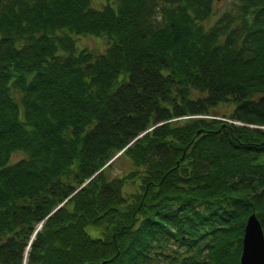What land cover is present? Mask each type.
I'll return each mask as SVG.
<instances>
[{
  "label": "trees",
  "instance_id": "trees-1",
  "mask_svg": "<svg viewBox=\"0 0 264 264\" xmlns=\"http://www.w3.org/2000/svg\"><path fill=\"white\" fill-rule=\"evenodd\" d=\"M251 213L264 0H0V264H240Z\"/></svg>",
  "mask_w": 264,
  "mask_h": 264
},
{
  "label": "water",
  "instance_id": "water-1",
  "mask_svg": "<svg viewBox=\"0 0 264 264\" xmlns=\"http://www.w3.org/2000/svg\"><path fill=\"white\" fill-rule=\"evenodd\" d=\"M40 224H38L35 231L39 228ZM33 236L34 234L31 236V239ZM29 246L30 242L26 248L25 258ZM240 264H264V232L255 213H251L248 216L244 226Z\"/></svg>",
  "mask_w": 264,
  "mask_h": 264
},
{
  "label": "rangeland",
  "instance_id": "rangeland-1",
  "mask_svg": "<svg viewBox=\"0 0 264 264\" xmlns=\"http://www.w3.org/2000/svg\"><path fill=\"white\" fill-rule=\"evenodd\" d=\"M91 1H92V4L97 7H101L105 2H107V0H91ZM227 1L228 0H215V8L222 9L225 6ZM76 38H77V42L79 46H88V47H95V48L103 49L106 44L105 38L98 37V36L79 35ZM231 109H232V105L228 103H223V104L218 105L216 107L215 112H211L213 114H210L209 116L213 115L214 117H219L221 119L227 118L228 117L227 113H229ZM19 156H20V153L15 152L13 154L14 159L18 158ZM170 245L174 247L175 243H171Z\"/></svg>",
  "mask_w": 264,
  "mask_h": 264
}]
</instances>
